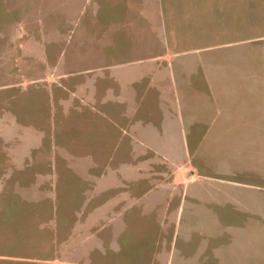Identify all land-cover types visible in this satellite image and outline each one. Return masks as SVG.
<instances>
[{
    "label": "rangeland",
    "instance_id": "rangeland-1",
    "mask_svg": "<svg viewBox=\"0 0 264 264\" xmlns=\"http://www.w3.org/2000/svg\"><path fill=\"white\" fill-rule=\"evenodd\" d=\"M189 27L195 29L187 31ZM170 45L188 52L200 49L201 53L186 55L183 60L190 63L210 61L212 70L203 67L206 77L208 72L215 71L220 80L229 81V87L221 82L210 88L209 95L216 96L220 106L229 105L225 109L232 111L234 97L240 96L244 98L245 106L259 105L264 109V0H0V112L8 126V131L0 132V157L16 162L18 158H28L30 150L40 144L38 153L43 149V153L49 155L50 146L56 149L55 144L69 128L79 133L83 130L97 132L95 143L87 145L86 151L101 146L106 150V157H126V139L121 131L126 125L125 120L119 122L116 110L104 115L97 112L99 107L90 104L92 94L100 92L103 102L117 103L116 108L122 106L121 112L125 116L129 114L131 104L134 109L137 103L145 106L149 88L161 95L164 89L136 83L135 74L155 64L153 57L162 54ZM245 61L251 62L249 66L254 61L258 64L248 69ZM195 71L187 68L185 76L188 82L199 87L202 82ZM252 74L259 77V83L246 84L241 89L237 75H240L239 80L247 81ZM163 86L174 100L182 96L189 98L184 103L194 109L207 105L206 96L190 88L191 84L185 85L187 93L175 84ZM136 94H139L137 103ZM235 105L243 108V103ZM83 112H86V119ZM255 112H248L249 116H245L242 127L233 132V136L229 127V143H218L220 148L217 150L220 155L225 153L231 157V171L233 167L235 171L241 168L244 172L239 173L252 172L264 178V161L260 155L264 152V111ZM230 113L235 122L240 119L239 112ZM160 114L163 120L168 119L167 112ZM197 114L174 112L177 128L172 132L176 135L164 126V138L175 140L178 136V139H184L185 133L192 136L188 127ZM137 125L147 127L139 121ZM100 126L103 129L99 130ZM51 130L54 134L64 132L53 139ZM213 138L211 135L210 139L201 141L198 154L206 153L205 144ZM61 142L65 144V140ZM141 150L138 148L137 151ZM191 152L196 154L194 150ZM150 154L156 160H167L169 155L166 150H155ZM79 155L74 150L71 161L76 163ZM83 156L92 158L88 152ZM187 163L193 167L190 160ZM16 166L10 165L13 174H16ZM6 178L7 182L12 181V177L6 175ZM150 194L161 197L162 190H152L144 197ZM260 203V220L264 221V198ZM20 215L23 217L22 213ZM31 215L20 230L21 234L24 231L22 237L53 236L55 226L51 215L45 212ZM129 215H117L116 220L125 221ZM113 222L110 218L105 219L100 228L88 232L92 231L98 237L111 236L117 224ZM130 225L139 232L137 223L135 226L130 221ZM255 231L260 233L259 238ZM248 234L251 235L249 238ZM228 238L230 247L235 249L228 259L229 264H264V227L244 229L242 236L236 231L235 236ZM6 247L23 249V252L33 248L29 244ZM43 247L42 254L51 251L47 250L48 246Z\"/></svg>",
    "mask_w": 264,
    "mask_h": 264
},
{
    "label": "crops",
    "instance_id": "crops-1",
    "mask_svg": "<svg viewBox=\"0 0 264 264\" xmlns=\"http://www.w3.org/2000/svg\"><path fill=\"white\" fill-rule=\"evenodd\" d=\"M194 29L189 27L187 31ZM183 35L185 33L175 37ZM171 46H166L162 54L155 55L153 50L155 64L135 74L136 83L164 89L161 95L149 88L145 106H139V94H136L137 107L134 109L131 104L130 112L125 116L122 106L116 108L117 103L103 102L100 92L99 95L92 94L90 104L99 107L97 112L104 115L116 110L119 122L125 120L126 125L121 131L126 139V157H106V150L101 146L86 151L87 145L95 143L97 132L83 130L79 133L72 128L55 144L56 149L50 146L49 155L43 153V149L38 153L40 144L30 150L28 158H18L16 162L0 157V264H229L228 259L235 249L230 247L228 237L235 236L236 231L242 236L244 229L264 227V221L260 220L263 176L239 173L244 172L241 168L235 171L233 167L231 171V157L225 153L220 155L217 150L220 148L218 143H229V127L232 133L238 131L245 116H249L248 112H263L264 109L259 105L245 106L244 98L240 96L234 97L235 107L230 106L232 111L225 109L229 105L220 106L216 96L209 95L210 88L221 82L229 87V81L220 80L215 71L208 72L206 77L203 67L212 70L210 61L190 63L183 60L186 55L201 53L200 49L188 52ZM244 64L250 69L258 63L254 61L249 66L251 62L245 61ZM187 68L193 73L196 70L195 75L198 74L202 82L199 87L187 81ZM237 76L241 89L259 80L253 74L247 81L239 80L240 75ZM166 83L183 87L185 93V85L191 84L190 88L206 96L207 105L194 109L184 103L189 99L187 97L174 100L169 91H165L163 85ZM242 103L243 108L235 105ZM234 110L241 114L236 122L230 113ZM161 112H167L166 121ZM174 112H198L188 127L192 136L185 133L184 139H178V136L175 140L164 138V126L176 135L172 132L177 128ZM1 116L2 112L0 132L8 131L6 120ZM83 117L87 118L86 112ZM138 121L147 127H138ZM63 132L54 134L51 130L50 134L56 139ZM211 135L214 138L206 142V153L198 154L201 141L210 139ZM64 140L65 144L61 142ZM138 148L142 150L138 152ZM74 150L80 154L76 163L70 158ZM155 150H166L168 159H154L150 153ZM192 150L196 154L193 155ZM86 152L92 158L83 156ZM260 155L264 161V152ZM117 160L118 163H112ZM189 160L192 168L188 166ZM10 165H17L14 168L16 174L12 173ZM6 175L12 177V181L7 182ZM152 190H162V196L150 194L144 197ZM40 212L54 219L53 236L22 237L24 231L21 234L20 230L29 215ZM126 213L129 217L117 222V215L121 217ZM108 218L115 221L113 224L117 223L111 236L98 237L96 233L88 232L100 228ZM130 221L135 226L137 223L139 232L132 229ZM254 234L260 237L258 231ZM26 244L33 246L29 252L6 247ZM45 245L51 251L42 254Z\"/></svg>",
    "mask_w": 264,
    "mask_h": 264
}]
</instances>
